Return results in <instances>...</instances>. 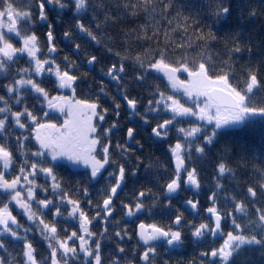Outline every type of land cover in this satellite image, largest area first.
<instances>
[{
    "label": "trees",
    "instance_id": "16d2710c",
    "mask_svg": "<svg viewBox=\"0 0 264 264\" xmlns=\"http://www.w3.org/2000/svg\"><path fill=\"white\" fill-rule=\"evenodd\" d=\"M6 1L31 14L29 26L18 31L35 38L44 60L50 33L57 53L49 60L75 80L68 93L95 106L101 121L93 125L97 171L50 160L31 132L40 124L60 125V117L48 114L28 88L9 94L29 64L24 58L3 61L0 99L9 114L0 128V149L8 152L11 169L22 176L37 172V178L26 179L36 190L27 201L29 219L0 194V209L16 221L0 235V264H52L54 259L57 264H264V0H78L79 7L76 0ZM156 64L190 72L202 68L207 78L224 79L254 116L217 130L201 126L189 140L177 129L194 124L173 121L167 134L153 141L150 131L169 119L159 98L172 96L167 81L154 73ZM33 82L48 96L62 94L55 77ZM123 98L135 103V114L127 112ZM22 112L24 132L11 117ZM129 128L133 142L127 147ZM181 142L184 172L196 184L186 188L180 181L177 196L167 199L165 188L176 178L170 147ZM35 168L45 170L56 189ZM106 199L109 214L103 209ZM184 200L198 203V216L181 207ZM71 208L87 218L96 260L81 255L73 242L78 229L66 217ZM211 209L222 216V233L246 241L228 259L202 258L217 252L222 239L193 234L202 224L210 227ZM139 223L179 233L180 248L140 247L135 242ZM65 244L72 255H65Z\"/></svg>",
    "mask_w": 264,
    "mask_h": 264
},
{
    "label": "rangeland",
    "instance_id": "374dc122",
    "mask_svg": "<svg viewBox=\"0 0 264 264\" xmlns=\"http://www.w3.org/2000/svg\"><path fill=\"white\" fill-rule=\"evenodd\" d=\"M2 2L4 3L0 5V72L3 71L4 60L11 61L24 58L29 64V66L18 72L16 80L8 90L9 94L17 93L21 88H28L38 95L41 101L40 106L44 109L56 103L60 98H62L64 104V109L59 115L60 125L40 124L35 127L36 129L32 130L31 133L33 134L35 145L52 161L65 162L73 168L85 167L93 173L99 167L93 156L96 144L93 138V125L97 119L101 121V117L95 111V106L77 102L72 98L71 93H68V95L58 94L51 97L36 88L33 80L39 76L48 75L56 78L57 86L59 87L60 77L63 72L49 59L44 60L41 57L36 40L32 35L22 36L19 33V26H29L28 23L31 19L29 11L16 5V3L11 4L6 0H2ZM77 6H80L78 0H76ZM9 14L13 17L16 24L15 28H10V23L5 19V16ZM152 69L154 73L163 77L171 88L172 96H161L159 98V100L172 99V102L163 106V108H172L173 115L170 120L177 122L185 120L184 122L194 124L177 129L179 136L184 140H189L199 133L201 126H209L213 130H217L220 127L229 125L238 126L246 119L254 116L252 111L247 110L243 106L241 97L228 88L224 79H209L202 68L190 72L184 68L173 69L156 64ZM213 87H218L234 94L239 99L240 109L232 111L226 108H218L207 95V92ZM8 114L5 101L0 99V128L4 125ZM22 114L23 112L20 114L14 113L11 114V117L16 121L15 127L24 132V125H21ZM30 122H34V120ZM184 142L187 143L186 141ZM175 146L180 148L177 156L183 160L186 152L185 146L182 142L177 143L170 147L171 152ZM0 166L3 171L0 174L1 196L9 197V202L14 205L16 211L29 219L27 201L35 196L36 190L33 183L27 185L26 179L29 178L35 182L34 175H20L11 169L12 161L10 159L0 160ZM8 169L12 171H8L5 174ZM30 172L32 173L33 169ZM44 172L45 170L39 171L41 174ZM184 173L180 177L178 176L177 180L184 181L185 176H189L188 172ZM45 175L49 178L50 187L56 189L53 178L49 174ZM26 185L29 187L26 188ZM66 217L71 218L78 229V232L74 234L73 242L77 244L80 254L96 260V257L93 258L91 254L93 253V247L85 217L74 208L69 210ZM15 222L7 209H0V235L8 233V229ZM210 231L211 227L202 224L193 231V234L205 236L210 234ZM169 235L179 236V233L174 232V234L169 233ZM221 239L217 251H221L223 246L227 245L228 255L233 249L246 242L242 237L232 233H222ZM64 246H66V256L74 253L72 248L69 249L68 244ZM73 248L75 249V247ZM52 264H57L55 259Z\"/></svg>",
    "mask_w": 264,
    "mask_h": 264
},
{
    "label": "water",
    "instance_id": "95a60500",
    "mask_svg": "<svg viewBox=\"0 0 264 264\" xmlns=\"http://www.w3.org/2000/svg\"><path fill=\"white\" fill-rule=\"evenodd\" d=\"M40 12L43 11V8L41 5H39ZM5 19L10 23V28H15L16 24L13 20V17L11 14L5 16ZM43 20V16H40V21ZM48 48L46 50V56L49 58H52L56 54V49L53 47V38L48 33ZM74 51H77V48H74ZM94 58L89 59L86 62V66L88 68H91L94 63ZM74 85V81H72V77L64 73L61 75V83H60V91L61 92H68L71 90V88ZM207 95L210 100L219 108H228L231 110H238L240 108L239 100L237 97H235L231 92L226 91L224 89L213 87L207 92ZM55 106L56 109L54 110L55 113L61 114L62 110L64 109V104L61 99L58 100L54 105L50 106L48 110L51 111L52 107ZM125 106L129 113H134V103L129 102L128 100H125ZM171 123L170 122H164L160 126L154 128L151 132L152 137L154 140H157L159 138L158 132H165L169 127ZM133 139V132L132 130H128L126 133V145H130ZM174 154L178 153V148H176L173 152ZM9 157L8 153L5 151H0V159L1 160H7ZM172 165L174 168V171L177 175H179L183 171V162L178 157H175L172 160ZM196 182L194 180L187 179L186 188H189L190 185L194 186ZM179 191V184L178 182L172 181L170 182L166 188H165V198L167 199H173L177 196ZM109 204V200H106L104 202V208H106ZM181 207L188 211L192 216H197L199 214V208L198 203L193 202L191 200H185L181 203ZM210 217V223H211V231H210V237L212 240H215L221 236V225H222V217L220 214L210 211L209 212ZM181 223V218H177L173 221V228L177 229ZM135 242L143 247L147 248L152 245L156 244H164L165 248L169 251L178 250L181 239L178 236H169V234L155 226H147L143 223L137 224L135 228ZM226 249V248H225ZM202 257H206L205 254H202ZM217 255L214 252H211L208 255V258L210 261H213ZM220 259H223V256L219 257Z\"/></svg>",
    "mask_w": 264,
    "mask_h": 264
},
{
    "label": "flooded vegetation",
    "instance_id": "af4514ba",
    "mask_svg": "<svg viewBox=\"0 0 264 264\" xmlns=\"http://www.w3.org/2000/svg\"><path fill=\"white\" fill-rule=\"evenodd\" d=\"M165 105V101L163 102V104H162V106H164ZM167 115L169 116V120L171 119V117H172V115H173V111H172V108H170L169 110H168V113H167ZM168 120V119H167ZM171 121V120H170ZM173 122V121H172ZM50 124H53V123H50ZM55 125V124H54ZM36 127V126H35ZM36 129V128H35ZM130 146V145H129ZM128 147V146H127ZM85 168V167H84ZM35 171H39L37 168H35L34 169ZM33 170V171H34ZM97 171V170H96ZM33 173V172H32ZM33 175H34V178H37L36 176H37V172H35V173H33ZM181 176V175H180ZM179 176V177H180ZM185 178H187L186 176H185ZM54 180V179H53ZM185 180V179H184ZM180 182V181H179ZM109 207V206H108ZM108 207L106 208V209H104V210H106V211H108ZM69 212V211H68ZM68 212H67V215H68ZM108 214L110 213L109 211L107 212ZM82 216H84L85 217V219H86V222H88L87 221V218H86V216L85 215H83V214H81ZM71 219V218H70ZM89 227H90V225L89 224H87ZM220 252V251H219ZM86 257V256H85Z\"/></svg>",
    "mask_w": 264,
    "mask_h": 264
},
{
    "label": "bare ground",
    "instance_id": "6f19581e",
    "mask_svg": "<svg viewBox=\"0 0 264 264\" xmlns=\"http://www.w3.org/2000/svg\"><path fill=\"white\" fill-rule=\"evenodd\" d=\"M39 5H41L40 3H38V8H39ZM42 6V5H41ZM43 8V7H42ZM39 12H40V9H39ZM43 13V11L42 12H40V14H42ZM76 48V47H75ZM73 52L74 53H76L75 51H74V48H73ZM87 67V66H86ZM88 68V67H87ZM88 69H90V68H88ZM70 75V74H69ZM71 76V75H70ZM72 77V76H71ZM73 78V77H72ZM125 100H128V99H126V98H123V103H124V106H125ZM129 102H133V101H130V100H128ZM160 101V100H159ZM158 101V102H159ZM134 103V102H133ZM134 108H135V110H136V105H135V103H134ZM125 109H126V106H125ZM127 110V109H126ZM128 112V111H127ZM129 113V112H128ZM135 113V112H134ZM130 115H133V113H129ZM169 129V128H168Z\"/></svg>",
    "mask_w": 264,
    "mask_h": 264
}]
</instances>
